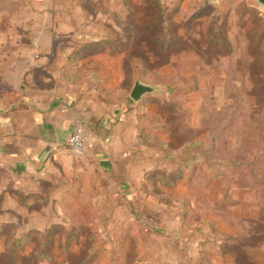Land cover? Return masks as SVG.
Listing matches in <instances>:
<instances>
[{"label": "rangeland", "instance_id": "obj_1", "mask_svg": "<svg viewBox=\"0 0 264 264\" xmlns=\"http://www.w3.org/2000/svg\"><path fill=\"white\" fill-rule=\"evenodd\" d=\"M41 15L30 88L79 99L115 145L106 163L70 154L41 197L0 199V264H264V6L48 0ZM136 81L153 91L135 102Z\"/></svg>", "mask_w": 264, "mask_h": 264}, {"label": "crops", "instance_id": "obj_2", "mask_svg": "<svg viewBox=\"0 0 264 264\" xmlns=\"http://www.w3.org/2000/svg\"><path fill=\"white\" fill-rule=\"evenodd\" d=\"M47 2L0 0L1 208L9 199L16 204L17 194L41 197L48 193L47 183L72 173L67 142L80 123L89 130L86 157L108 160L115 145L114 131L107 134L97 121L89 122L79 99L32 89L28 84L35 81L30 69L35 59L27 57V50L37 45L27 43L25 34L34 18L41 19Z\"/></svg>", "mask_w": 264, "mask_h": 264}, {"label": "trees", "instance_id": "obj_3", "mask_svg": "<svg viewBox=\"0 0 264 264\" xmlns=\"http://www.w3.org/2000/svg\"><path fill=\"white\" fill-rule=\"evenodd\" d=\"M2 227H0V234H1V231H2ZM53 229H54V227H50L49 229H47L45 231V233L40 234L41 240L43 239V241H42L43 243H42V247L40 248V251H39V254H38L39 258H43V257L46 256V254L48 252V249L50 247V244L53 242L52 241V234H53L52 231H53ZM68 240H70V237L67 239V241ZM28 242H29V236L28 235H24V236H22V237H20L18 239H14V240L12 239L11 241H9L6 244V251L8 253H10V255H13L14 252L17 249L25 246Z\"/></svg>", "mask_w": 264, "mask_h": 264}, {"label": "built area", "instance_id": "obj_4", "mask_svg": "<svg viewBox=\"0 0 264 264\" xmlns=\"http://www.w3.org/2000/svg\"><path fill=\"white\" fill-rule=\"evenodd\" d=\"M88 139L86 130L78 125L67 142L69 153L76 157H81L84 153L85 144Z\"/></svg>", "mask_w": 264, "mask_h": 264}, {"label": "water", "instance_id": "obj_5", "mask_svg": "<svg viewBox=\"0 0 264 264\" xmlns=\"http://www.w3.org/2000/svg\"><path fill=\"white\" fill-rule=\"evenodd\" d=\"M256 2L259 3L260 5L264 6V0H256ZM152 91H153L152 87L144 85V84L140 83L139 81H136L133 85V88L131 90L129 97L133 101L136 102V101L140 100V98L143 95L148 94Z\"/></svg>", "mask_w": 264, "mask_h": 264}]
</instances>
